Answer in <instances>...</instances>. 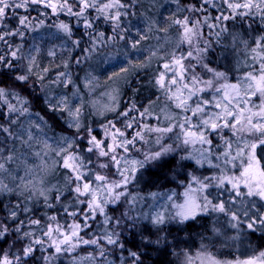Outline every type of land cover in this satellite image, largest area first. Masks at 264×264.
I'll return each instance as SVG.
<instances>
[{
	"label": "snow or ice",
	"instance_id": "obj_1",
	"mask_svg": "<svg viewBox=\"0 0 264 264\" xmlns=\"http://www.w3.org/2000/svg\"><path fill=\"white\" fill-rule=\"evenodd\" d=\"M158 2L0 0V264H114L117 249L120 264H144L121 239L122 221L149 247L164 225L198 223L209 209L229 218L233 241L243 233L249 247L264 243V0H168L175 13L160 20L150 15ZM231 22L246 29L230 31ZM171 28L174 42L161 35ZM45 33L63 38L58 63L40 59ZM214 45L239 50L235 67L213 59ZM45 54L57 57L55 48ZM154 58L159 95L122 107L124 89L138 91L133 81ZM185 161L220 174L192 175L181 203L171 193L148 212L131 207L143 198L129 186L145 172L171 163L183 170ZM124 204L113 219L109 208ZM178 264H264V251L221 261L204 245Z\"/></svg>",
	"mask_w": 264,
	"mask_h": 264
},
{
	"label": "trees",
	"instance_id": "obj_2",
	"mask_svg": "<svg viewBox=\"0 0 264 264\" xmlns=\"http://www.w3.org/2000/svg\"><path fill=\"white\" fill-rule=\"evenodd\" d=\"M185 2H189V0H185ZM175 5L170 4L168 0H159L158 3L155 4L154 7H152V10L150 12V15H153L155 19L160 20L162 17H168L175 13ZM212 15H215L216 13L213 11L211 13ZM35 15V13H33ZM64 19V17H61ZM135 23V21H133ZM253 27L256 28L257 25L253 24ZM246 29V24L242 25L240 23L231 22L230 31L231 30H237L240 32H244ZM101 31H109L108 27L106 25L100 26ZM43 29H41V32ZM83 29H74L75 35L78 37L80 32H82ZM39 33H33L31 35L37 36ZM31 35L26 37V40L31 39ZM161 35H167L168 38L176 40V34L175 29L171 28L168 34H161ZM253 35H256V33H253ZM149 44H155L156 42L154 40L149 41ZM217 50L216 56L213 57L214 60H216L217 57L220 58L222 64L226 67L233 68L235 67V58L236 55L239 53V50L233 51L232 48H222L220 46H215ZM73 56L76 55L75 52L72 53ZM156 59L154 58L152 61V67L144 72H142L138 78L134 79L133 86L138 89V91L133 92L129 91L127 88L124 89V101L128 100L130 97L136 99L138 105L140 103H147L149 98L154 97L155 95H159L157 92V89L153 87L152 80H153V74L156 71ZM238 74V73H237ZM231 75V74H230ZM234 82V81H233ZM205 96L210 95L209 93L204 94ZM122 102V106H123ZM39 111L40 109L37 108ZM41 115H44L43 112H41ZM46 119L49 118L48 116L45 117ZM54 131L60 132L62 123L60 121H56ZM156 170V169H155ZM154 171V168L152 171H150V177H149V183H145L146 185L143 187L144 191L149 192L154 183H157V175L155 173H152ZM148 173V172H147ZM224 194V193H223ZM226 197V194H224ZM222 196V198H224ZM134 207V206H133ZM135 208V207H134ZM137 209V208H136ZM52 214H56L61 217V223L64 222V220H68L71 222V218L64 217L62 213L58 212L57 209H49L48 210ZM117 211L112 209V207L109 208V213L113 216ZM100 219V218H99ZM101 220V219H100ZM197 222H185L184 224H179L177 227L175 225H169L164 226L163 230H161L158 233V236L160 238L159 244H153L149 247H144L141 244V240L139 238V234L137 236L133 237L130 235V232L133 231L129 229L128 234L126 236H123L121 233V239L124 240L126 237L128 239V242L126 243V248L132 250V251H141L144 253V264H178L180 257L185 252H182L186 250H192L194 247L197 246V243L201 239H207V237H216L215 230L213 226L209 228L207 225L209 223V219L207 217L198 218ZM146 221H141L140 227L143 228L144 224H146ZM149 228L155 233L156 228L152 225H148ZM148 239L156 240L157 236L153 235L151 237H148ZM254 243H258L257 245L260 248H264V243H262L259 239H254ZM4 250L7 251V246H3ZM214 250V249H213ZM215 252V251H214ZM174 253H179L181 255L177 256ZM125 257H127V253H124ZM111 256H117L116 257V264H120V251L116 250L113 252ZM220 257V255L218 254ZM231 256V257H230ZM228 260L226 261H233L235 259H239V257H236L234 255H230ZM226 257V255H225ZM216 258H218L216 256ZM127 264V262H125Z\"/></svg>",
	"mask_w": 264,
	"mask_h": 264
},
{
	"label": "rangeland",
	"instance_id": "obj_3",
	"mask_svg": "<svg viewBox=\"0 0 264 264\" xmlns=\"http://www.w3.org/2000/svg\"><path fill=\"white\" fill-rule=\"evenodd\" d=\"M53 33L55 32L54 29L51 30ZM44 33V30L42 31ZM40 33L36 36L39 38ZM169 41L174 42V39L168 38ZM63 43V38L59 35H49L48 33L44 34V40L41 42L42 52L40 55V59L43 63L47 64L49 60H54L55 63L59 62V57L61 55H64L65 53L62 52V50L58 47L60 44ZM170 47V45H168ZM48 48H55L57 51V57L56 58H50L46 56V50ZM240 58V52L236 55L235 58V65L237 59ZM99 71V69H97ZM83 72L80 73L81 76H83ZM70 94V93H69ZM207 94V93H205ZM124 100V97L122 98V102ZM122 106V103H121ZM123 107V106H122ZM163 108V105H160L156 108V113L163 115V112L161 109ZM56 124L57 122L54 121ZM56 132V131H55ZM59 133V132H56ZM51 134V133H50ZM214 141V145H215ZM215 151H219V149H215ZM215 162V161H214ZM185 164H188L189 167L180 170L175 163H171L167 166L161 167V168H154V171L152 173H155L157 175V183L153 184L152 189L149 192L144 191L143 187L146 185L145 183H149V177H150V171H152L153 168H150L147 172L144 174L143 180L139 183L138 186L132 187L129 186V191L131 195H136L137 197L143 198L140 201V206L137 207L136 204H132L131 207L136 209L137 211H144L148 212L150 211V208L153 204H167L170 202H167L163 199V196L165 194H171L175 193L174 200L177 203H181L183 201L182 193L185 190V185L192 183V175H195L201 179H204L205 177H213L216 175H219V171L217 169L209 167L207 164L204 165L203 168H201L199 165H197L194 161H185ZM156 169V170H155ZM207 182V181H205ZM193 187H196L195 184H193ZM230 187V186H226ZM209 191H214L220 193L218 199L221 201H226L228 199V193L224 189H209ZM226 194V197L224 194ZM152 194H157V198L154 201L152 199ZM224 196V198H222ZM134 206V207H133ZM235 207V206H233ZM129 208L128 204H124L123 207L116 208L117 212L113 215V219H118L121 217L122 211H127ZM113 209V208H112ZM168 211H174V209L169 208ZM167 215V213H165ZM202 217H207L209 219L208 227L211 228L213 226L215 233L216 230L219 231L220 235H216V237H207V239H201L199 243H197V246L194 247L192 250H186L182 252H186L189 255H195L197 252L202 250V247L204 245H207L208 251H210L215 257L217 256L219 260L226 261L228 260L230 255H234L236 257H239V259L246 258L247 256L258 254L259 251H264V248H260L257 244L254 243L253 240L251 242V247H249L248 241L245 239V236L243 233H241L240 238L238 240L233 241V237L236 236V229H233L228 224V217L224 216L222 213H216L212 212L209 209V212L207 215H203ZM200 217V218H202ZM219 217V219H218ZM102 220L103 218L100 217ZM131 222H123L122 221V227L117 228V231H120L123 236L129 235L128 231H123V227H126L127 224H130ZM169 225H175L177 227L179 224L176 222H172L170 224H166L164 226ZM163 226V227H164ZM214 249V250H213ZM118 250V249H117ZM215 251V252H214ZM220 255V257L218 256ZM181 255V254H180ZM226 255V257H225ZM183 256V255H182ZM116 257L117 256H110L109 259L116 264ZM231 257V256H230ZM182 258V257H180ZM120 261V260H119Z\"/></svg>",
	"mask_w": 264,
	"mask_h": 264
}]
</instances>
